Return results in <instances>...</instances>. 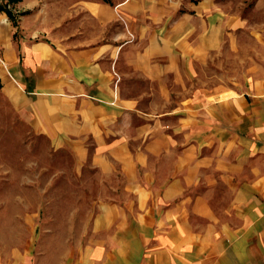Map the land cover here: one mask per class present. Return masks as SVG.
<instances>
[{
	"label": "crops",
	"instance_id": "obj_1",
	"mask_svg": "<svg viewBox=\"0 0 264 264\" xmlns=\"http://www.w3.org/2000/svg\"><path fill=\"white\" fill-rule=\"evenodd\" d=\"M0 4H7L18 24L0 12V100L9 103L35 134L47 135L59 147H72L78 156L91 138L102 155L99 166L114 173L117 164L127 181L136 182L135 169L145 163L140 154H132L128 142L134 136L120 121L139 112L154 120L136 131L138 137L154 134L146 146L149 154L160 156L179 143L184 147L160 196L163 202L179 209L188 187L192 191L207 182L206 193L191 205L193 214L207 220L204 232L198 233L174 209L173 216L151 222L147 212L154 194L139 187L133 192L143 220L118 221L113 216L121 212L107 205L96 230H117L109 243L114 246L115 241L116 248L106 254L101 248L90 257H78L75 264H264V77H251L246 94L225 93L218 99L194 94L186 98L188 107L154 115H189V122L182 118L178 127L188 136L175 144L160 120L138 110L143 95L127 92V80L137 77L158 84L169 104L171 85H184L195 77L199 66L224 48L226 38L241 30L256 32L257 24L252 29L246 16L259 14L264 0ZM204 171L215 178H205ZM217 185H223L222 198L229 202L215 210L208 197ZM123 245L129 246L126 253L120 249Z\"/></svg>",
	"mask_w": 264,
	"mask_h": 264
},
{
	"label": "rangeland",
	"instance_id": "obj_2",
	"mask_svg": "<svg viewBox=\"0 0 264 264\" xmlns=\"http://www.w3.org/2000/svg\"><path fill=\"white\" fill-rule=\"evenodd\" d=\"M258 11L256 16H246L251 20L252 29L257 24L256 32L252 34V30L246 29L230 40L226 38L224 48L211 55L207 64L199 66L196 76L185 82V88L184 85H171L169 104H165L158 84L137 77L128 79L127 92L134 96L143 95L138 110L152 113L150 118L155 119L154 115L159 112L188 107L190 99L186 98L194 94L200 99L206 95L218 99L217 96L225 93H248L249 79L264 77V6ZM186 115L181 111L155 119L165 126L166 137L172 144L182 142L188 136L186 130L178 129L182 118L187 117L189 122V115ZM153 121L142 118L139 112L120 121L123 126H129L128 135L134 136L128 142L132 154H140L139 158L147 163L135 169L138 180L131 182L122 175L121 166L116 164L114 173L99 166L102 155L97 154L96 143L91 138H87L85 153L79 152L81 155L78 156L72 147H59L47 135L35 134L30 125L15 114L12 106L1 99L0 264H75L78 257H90L101 248H105L103 253L106 254L116 248L115 241L111 246L110 240L117 230H96V221L110 204L121 212L118 213L120 216H113L119 218L118 221L126 219L137 223L139 217L143 220L140 215L144 211L139 210L133 192L139 187L154 194L147 212L151 222L162 221L165 215L169 218L176 210L184 222L194 226L198 233L204 232L207 220L193 214L191 205L197 195L206 193L207 182L192 191L188 187L178 202L179 209L170 207L160 197L169 184L168 179L175 173L178 156L184 147L179 143L177 148L172 147L160 156L149 154L146 146L154 139V134L138 137L136 131ZM190 158L188 153L186 159ZM208 171H204L203 176L214 179ZM215 187L218 190L208 199L218 210L227 205L229 199L222 198L223 185ZM232 220L238 222L239 219L233 216ZM103 222H107V218ZM127 248L129 246L123 245L120 249L126 253Z\"/></svg>",
	"mask_w": 264,
	"mask_h": 264
},
{
	"label": "trees",
	"instance_id": "obj_3",
	"mask_svg": "<svg viewBox=\"0 0 264 264\" xmlns=\"http://www.w3.org/2000/svg\"><path fill=\"white\" fill-rule=\"evenodd\" d=\"M10 4H13V3H17L19 2L20 0H8ZM106 2H108L109 0H104ZM0 12H5L7 13L8 17L13 21V24L15 26H17V21L14 17V15L12 14L11 11H9L8 7H7V4H0ZM15 38L17 39L18 38V33L15 34ZM0 89H1V82H0Z\"/></svg>",
	"mask_w": 264,
	"mask_h": 264
}]
</instances>
